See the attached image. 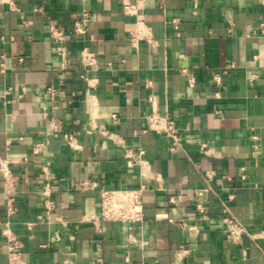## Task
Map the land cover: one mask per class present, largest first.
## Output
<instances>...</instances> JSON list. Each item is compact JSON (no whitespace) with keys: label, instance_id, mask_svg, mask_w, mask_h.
<instances>
[{"label":"crops","instance_id":"0c3cea01","mask_svg":"<svg viewBox=\"0 0 264 264\" xmlns=\"http://www.w3.org/2000/svg\"><path fill=\"white\" fill-rule=\"evenodd\" d=\"M84 9L92 21L75 35ZM261 22L263 0H0V159L17 190L9 214L0 166V220L28 264H264ZM52 25L67 34L64 75ZM86 46L99 56L89 82ZM154 111L175 122L177 138L150 129ZM141 187L142 222L94 219L101 188ZM225 215L246 228L239 240ZM3 228L0 264H9Z\"/></svg>","mask_w":264,"mask_h":264},{"label":"built area","instance_id":"2783aa9c","mask_svg":"<svg viewBox=\"0 0 264 264\" xmlns=\"http://www.w3.org/2000/svg\"><path fill=\"white\" fill-rule=\"evenodd\" d=\"M8 1V0H3ZM264 3V0H263ZM124 10L129 14H138L139 5L130 4L124 2ZM93 14L88 10H80L76 14V18L73 24V34L84 35L88 32L89 24L92 21ZM177 25L178 20H174ZM260 27L264 31V22L260 23ZM51 38L55 43V49L58 52L61 59V71L63 75L65 74L67 63H68V48L66 46L67 34L57 26H51L50 28ZM80 78L90 81L89 72L95 68L99 62L98 54L92 50L90 47L86 46L81 51L80 56ZM214 78L220 82V73H214ZM63 81V79H61ZM55 89L52 86L47 87V94L54 93ZM150 129H154L157 132H163L168 136L177 138L178 130L176 128L175 122L168 116L160 115L156 111L152 112L147 116ZM63 136L68 143V146L72 149H78L81 146L77 142V138L74 134L70 132H63ZM43 149L41 143H36L33 146L34 152H40ZM144 151L141 149L139 155L143 154ZM10 161L6 158L0 159V166L4 172L7 182V207L8 213L12 214L15 212V202L17 190L15 186V179L12 178V172L9 167ZM42 171L44 178L46 179V184L42 191L43 195L46 197V207L48 209L53 208V202L49 199L51 194L50 188V162H46L42 165ZM80 186L94 188L97 186L96 181L85 180L79 183ZM143 187L141 188H101L99 191V205L100 213L95 220H103L104 222H120L127 229H130L132 224L142 222L145 218V208L143 201ZM201 194V191L199 192ZM198 208L202 211L203 207L198 203ZM95 217V216H94ZM227 232L230 237L234 240H239L244 233H246V228L241 224V222L233 216L225 215L223 218ZM0 225H4L3 235L6 237V247L8 253L9 264H28L23 256L21 250V244L16 235L11 232L9 228V222H2L0 220ZM29 228L34 226V222L28 223ZM129 240H133L132 235L129 233Z\"/></svg>","mask_w":264,"mask_h":264}]
</instances>
